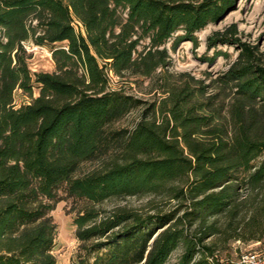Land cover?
Returning <instances> with one entry per match:
<instances>
[{
	"label": "trees",
	"instance_id": "obj_1",
	"mask_svg": "<svg viewBox=\"0 0 264 264\" xmlns=\"http://www.w3.org/2000/svg\"><path fill=\"white\" fill-rule=\"evenodd\" d=\"M233 2L0 0V264H57L52 211L64 197L76 211V264H165L180 245L179 264H211L210 248L198 244L219 232L215 218L227 219L235 239L262 231L264 67L247 47L241 67L222 77L236 88L227 120L217 121L208 101L194 100L186 86L160 122L145 113L133 129L111 128L141 100L110 89L106 65L117 75H151L166 64L159 48L174 33L184 30L176 43L197 41L194 33ZM144 39L148 46L139 51ZM30 41L53 45V72L33 78ZM17 88L31 97L20 107ZM146 195L186 210L177 216L109 205ZM194 224L204 227L200 237L187 231Z\"/></svg>",
	"mask_w": 264,
	"mask_h": 264
},
{
	"label": "rangeland",
	"instance_id": "obj_2",
	"mask_svg": "<svg viewBox=\"0 0 264 264\" xmlns=\"http://www.w3.org/2000/svg\"><path fill=\"white\" fill-rule=\"evenodd\" d=\"M201 1V0H199ZM78 32L85 33L80 25H76ZM184 34L181 29L159 49L166 50V64L151 75H143L132 71L117 75L106 65L108 87L122 90L141 100V106L133 109L123 118L115 122L112 129H133L142 116L146 119L156 117L161 121V111L172 105V96L186 86L194 89V100L208 101V106L214 110L217 121L229 118V109L233 102L236 88L235 81L224 82L222 77L234 68L241 67L246 56L244 51H252L254 63L264 67V0H234L221 15L210 22L204 29L195 32L197 38L185 37L176 43L175 38ZM215 44H210L211 40ZM63 43H57L59 45ZM148 46V39L141 40L139 51ZM53 45H35L26 42L27 62L33 78L40 72H53L55 63L52 58ZM247 47L248 50H245ZM246 53V52H245ZM100 63L104 61L100 59ZM83 69L80 70L82 73ZM39 94V87L34 82L33 96ZM31 101L28 93L21 88L14 92V106L20 107ZM148 108V109H146ZM146 110V111H145ZM148 110V111H147ZM96 163H86L81 172L95 167ZM64 197V196H63ZM122 204L137 209L141 213L169 212L176 210L181 216L185 206L176 200H169L162 195H146L127 197L110 202L109 205ZM57 224V233L53 245V253L57 264H76L80 252V242L76 238L72 199L63 198L52 211ZM219 232L205 235L198 246H208L206 258L211 264H236L241 255L249 251H256L264 247V222L262 231L254 237L235 239L231 237V230H226L225 217L215 218ZM212 221V220H210ZM204 227L194 224L187 231L191 235L200 237ZM185 247L180 245L168 258L165 264H179ZM201 254L196 256L198 259Z\"/></svg>",
	"mask_w": 264,
	"mask_h": 264
},
{
	"label": "built area",
	"instance_id": "obj_3",
	"mask_svg": "<svg viewBox=\"0 0 264 264\" xmlns=\"http://www.w3.org/2000/svg\"><path fill=\"white\" fill-rule=\"evenodd\" d=\"M236 264H264V247L244 253Z\"/></svg>",
	"mask_w": 264,
	"mask_h": 264
}]
</instances>
